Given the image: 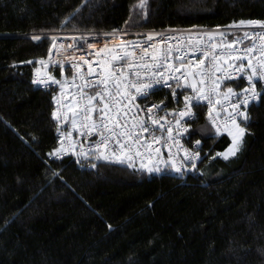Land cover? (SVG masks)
Returning <instances> with one entry per match:
<instances>
[{
	"label": "trees",
	"instance_id": "trees-1",
	"mask_svg": "<svg viewBox=\"0 0 264 264\" xmlns=\"http://www.w3.org/2000/svg\"><path fill=\"white\" fill-rule=\"evenodd\" d=\"M136 2L0 0V264H264V100L235 157L214 155L230 137L193 136L204 159L186 180L48 155L55 90L35 87L41 66L19 61L46 57L49 35L264 19V0H149L146 16ZM198 112L193 129L206 123Z\"/></svg>",
	"mask_w": 264,
	"mask_h": 264
},
{
	"label": "snow or ice",
	"instance_id": "snow-or-ice-1",
	"mask_svg": "<svg viewBox=\"0 0 264 264\" xmlns=\"http://www.w3.org/2000/svg\"><path fill=\"white\" fill-rule=\"evenodd\" d=\"M134 7L137 16H146L149 0H137ZM125 24H128L127 20ZM245 26H259L260 30L251 27L242 36L233 35L231 39L225 31L204 30L198 33L197 41L208 37L206 43L189 40L186 50L184 47L173 50L167 45L151 52L149 48H155L151 43L153 37L159 36V43L164 44L167 33L149 32L141 40L125 39L113 48L105 41L95 54L85 49V45L87 49H93L95 45L83 34L79 40L73 37L67 44L55 36L50 37L47 57L19 61L41 66L33 68V85L45 90L57 85L60 89L59 98L55 92L51 97L55 106L50 113L57 125L59 141L48 155L58 157L71 153L77 163H80V157H94L127 163L138 172L159 173L168 168L182 175L189 168L196 169L197 161L203 159L201 140H191V137L199 132L215 138L224 132L231 142L214 155L225 160L235 157L249 131L250 105L264 100V19L233 20L226 27L239 32ZM192 27L196 28L195 25ZM89 35L96 34L90 32ZM103 35L114 39L129 33L113 28ZM42 36L47 38L42 32L41 35L33 34L31 39L40 41ZM216 37H220L221 42L216 43ZM144 38L150 43L144 44ZM245 40L247 44H244ZM209 44L213 46L209 47ZM53 50L58 59H52ZM70 50L71 54L65 55ZM76 53H82V56L78 58ZM83 56H91L92 60H83L82 64ZM96 57H99V67H94L92 62ZM193 60L199 70L186 76ZM84 65L87 69L82 72ZM50 66L58 67L62 78L65 67L72 75L58 79L46 71ZM238 80L246 83L241 87ZM66 86L70 89L71 101H65ZM161 88L170 91L172 107L165 103L168 96L158 102H148ZM138 100L143 103H137ZM204 108L205 125L193 129L192 122L200 115L196 110ZM61 124L67 131H61ZM73 132L91 147L85 149ZM187 141L191 146L185 143ZM157 144L160 147L154 148ZM161 148L168 149L166 156L161 153ZM136 160H139L138 165ZM90 166L95 168L96 164Z\"/></svg>",
	"mask_w": 264,
	"mask_h": 264
},
{
	"label": "built area",
	"instance_id": "built-area-1",
	"mask_svg": "<svg viewBox=\"0 0 264 264\" xmlns=\"http://www.w3.org/2000/svg\"><path fill=\"white\" fill-rule=\"evenodd\" d=\"M231 24V23H230ZM230 24L228 25H225V26H221L220 29H217L216 26L214 27H204V26H196V28H193V27H183V28H169V29H166V30H159V31H154L156 33H161V32H165L167 33L166 37H165V41H164V44H160L159 43V36H154L151 43L154 44L155 48H149V52L153 51V50H159L160 48H163L167 45H171L172 49L175 50L177 47H184L185 50L187 49V45H188V42L189 40H193V41H197V36H198V33L201 32V31H204V30H211V31H225L226 33H228V39H231L233 35L235 36H242V33L244 31H250L251 30V27H255L258 31L260 30L259 29V26H245L243 28H241L239 30V32H236L234 28H231V27H226V26H230ZM129 35L128 36H122V35H117L114 39H109L108 37L104 36L103 34L104 33H110L111 31H108V32H91L93 34H96V35H89L90 32H66V33H56V34H52V35H49V37H52V36H55L57 38L58 41H63L65 44L67 43H71L72 42V38L73 37H76L77 40H79V37L83 34L88 40L90 43H93L95 45V47L93 49H87V46L85 45V49L88 51V52H91L93 54H95L96 52V49L100 48L101 46H103L105 44V41L108 42V47L109 48H113L114 45L116 44H119L121 43L122 40H125V39H128V40H141L142 37L149 33V32H153L152 30H143V29H138V30H126ZM139 34V35H138ZM208 41V37H204L202 40H198L197 42L198 43H206ZM144 44H148L150 43L146 38L143 39L142 41ZM215 42L216 43H219L221 42V38L220 37H216L215 38ZM224 43H227V41H224ZM244 44H247V40L244 41ZM50 45H51V42H50ZM213 45L212 44H209V47H212ZM239 46H243V45H239ZM50 47V46H49ZM71 54V50L69 53H66L65 55H70ZM77 57H81L82 56V53H76ZM48 56V54H47ZM46 56V57H47ZM59 57L57 56L55 50H53L52 52V59H58ZM99 59V57H96L95 60H93V65L94 67H99V65L97 64V60ZM83 60H92V57L91 56H83V59L81 60V63L83 64ZM138 63V61H137ZM244 63H247V60L244 61ZM226 66V64H225ZM235 67V65L233 66ZM87 69V65H84L83 68L81 69V71H86ZM55 70H58L59 71V68L58 67H52L50 66L48 69H46V71H50L53 75H56L55 74ZM199 68L195 65V60H193L192 62V66L189 67L188 69V72L185 73V75H190L192 72H196L198 71ZM183 72V70H181ZM229 72H232V69L229 68L228 69ZM221 73H218L217 75H220ZM72 75V73L69 71V68L68 67H65V70H64V77H60V75H56L58 79H66L68 77H70ZM96 74L94 73V76ZM240 86H244V84L246 83V81L244 80H238ZM79 83V81H78ZM35 87L37 88H40V89H43L45 90L43 87L39 86V85H34ZM175 86V85H173ZM53 90H55V93L58 95V98H59V92H60V89H59V86L57 85H53ZM258 88H259V84H258ZM70 91V89L66 86L65 88V101H71V95H68V92ZM73 95L75 94L74 92L72 93ZM165 96H168L169 99L168 100H165V103L168 104V107H172L173 105L170 103V91L166 88H161L159 90H157L150 98H149V103H153V102H158L160 101L161 99H164ZM137 103H143V101H137ZM259 103V102H257ZM257 103H253L250 105V107L252 105H255ZM55 106V105H54ZM249 107V108H250ZM202 110L204 113L206 112V108L204 109H197L196 111H200ZM249 110V109H248ZM131 115V113H130ZM198 121L195 120L192 122V128L194 127L195 123ZM60 128H61V131H67V129L64 128L63 124L60 125ZM191 131V129H190ZM73 135L74 136H77V139L79 140L80 143H83L84 144V147L85 149H88L91 147V145L89 143H87L86 141H84L83 139H81L78 134H76L75 132H73ZM219 136H228L227 133H224L222 132ZM55 137H56V144L58 146V141H59V136L57 134V131L55 133ZM191 140H195V138L192 136L191 137ZM184 142V141H182ZM186 144H188V146H191L190 144V141H187L185 142ZM202 144V142H201ZM56 146V147H57ZM154 148L155 147H160L159 144L157 145H154L153 146ZM77 151H79V148H77ZM173 152H175V149L173 148L172 149ZM168 152V149L167 148H161V153L163 155L166 156ZM183 154L181 153V156ZM201 156L203 157L204 159V154L203 152H201ZM52 158L56 159V160H62V159H72L75 161V163L79 166L80 169H92L93 167H91L90 165L92 163H95L97 164L98 162H114V163H120L116 160H104V159H95L94 157H90V158H84V157H80V163H77V158L75 156H73L71 153H65L64 155H61V156H55V155H52ZM203 159L201 160H198L197 161V167L196 169H187L182 175L181 174H178L176 173L175 171H172L168 168H163L161 172L157 173V172H153V173H149V174H152V175H156V174H163V173H171L173 174L174 176H177L179 177L180 179H184L186 180L187 178L189 177H195L198 172H199V165L200 163L203 161ZM147 162V161H146ZM135 163L138 165L139 164V160H136ZM127 164V163H126ZM146 172V171H145Z\"/></svg>",
	"mask_w": 264,
	"mask_h": 264
},
{
	"label": "rangeland",
	"instance_id": "rangeland-1",
	"mask_svg": "<svg viewBox=\"0 0 264 264\" xmlns=\"http://www.w3.org/2000/svg\"><path fill=\"white\" fill-rule=\"evenodd\" d=\"M218 158L222 159V160H225L222 156H218ZM233 157H229L227 160L231 159Z\"/></svg>",
	"mask_w": 264,
	"mask_h": 264
},
{
	"label": "bare ground",
	"instance_id": "bare-ground-1",
	"mask_svg": "<svg viewBox=\"0 0 264 264\" xmlns=\"http://www.w3.org/2000/svg\"><path fill=\"white\" fill-rule=\"evenodd\" d=\"M171 174V173H170Z\"/></svg>",
	"mask_w": 264,
	"mask_h": 264
}]
</instances>
